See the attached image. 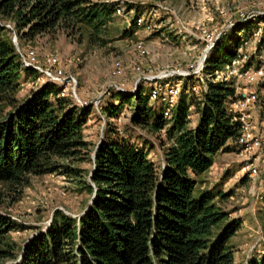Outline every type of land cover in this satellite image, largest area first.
<instances>
[{"label":"trees","instance_id":"trees-1","mask_svg":"<svg viewBox=\"0 0 264 264\" xmlns=\"http://www.w3.org/2000/svg\"><path fill=\"white\" fill-rule=\"evenodd\" d=\"M114 13L108 3L92 0H0V15L17 16L23 38L84 25L93 29V40L105 32ZM255 20L264 22V15L239 25L208 52L202 70L208 79L201 96L178 99L171 118H165L161 104H151V88L144 86L134 92L117 91L103 106L111 117L132 106L130 123L164 130L159 168L144 145L122 138L116 127L108 128L94 144L85 140L89 108L74 107L72 99L59 96L62 88L55 82L44 83L19 101L15 94L21 75L35 71L23 67L9 33L0 26V102L10 107L0 110V186L22 189L30 175L60 166L78 176L79 168L59 161H91L95 150L90 183L84 182L88 202L93 193L95 197L79 219L56 211L47 231L31 237L17 254L5 238L20 225L0 214V260H14L21 253L15 264H233L228 243L239 223L225 222L226 213L215 205V196L224 197L223 192L195 195L194 189L196 177L210 168L217 153L243 150L237 142L243 125L230 107L237 99L235 87L216 74L238 60L237 50L256 31ZM262 47L264 29L258 54ZM192 107L198 113L195 126L190 125ZM247 264H264V254Z\"/></svg>","mask_w":264,"mask_h":264},{"label":"rangeland","instance_id":"rangeland-1","mask_svg":"<svg viewBox=\"0 0 264 264\" xmlns=\"http://www.w3.org/2000/svg\"><path fill=\"white\" fill-rule=\"evenodd\" d=\"M92 1L108 3L115 9L105 32L93 40V29L84 25L23 38L17 30V16L0 15V26L9 33L23 67L35 71L21 75L15 97L22 101L44 83L55 82L62 88L59 96L72 99L74 107L89 108L91 113L83 125L85 140L94 144L108 128L116 127L122 138L144 145L159 168L163 164L164 130L154 132L130 123L132 106L124 107L117 117L108 116L103 106L117 91L134 92L144 86L151 88V104L156 108L161 104L164 115L170 109V117L165 118H171L178 99L201 96L208 79L202 72L208 52L239 25L264 15V0ZM254 22L256 31L237 50L238 60L216 74L235 87L237 99L230 107L243 125L237 140L243 150L217 153L210 168L196 177L194 189L195 195L197 191L223 192L224 197L215 196V205L226 213L225 222L239 223L228 243L233 249V264H247L264 254V165L260 166L264 163V89H260L264 84V47L259 54L256 51L264 22ZM208 35L211 40L206 45ZM245 68L253 71L245 73ZM49 74L54 75L50 78ZM186 77L194 79V84L183 80ZM9 109L7 102H0L3 113ZM196 117L192 107L190 120ZM92 156L91 161H59L60 165L79 168L78 176L64 172L60 166L43 175H30L29 184L22 189L0 186V214L20 225L6 234L5 242L13 252L18 254L31 237L45 233L56 211L75 219L85 212L89 198L85 185L90 183ZM20 256L0 260V264H15Z\"/></svg>","mask_w":264,"mask_h":264},{"label":"built area","instance_id":"built-area-1","mask_svg":"<svg viewBox=\"0 0 264 264\" xmlns=\"http://www.w3.org/2000/svg\"><path fill=\"white\" fill-rule=\"evenodd\" d=\"M204 42H206V44H207V43H208V40H206V41H204ZM192 70H195V69H192ZM251 71H253V70H252V69L245 68V73H249V72H251ZM56 74H59V73L57 72ZM49 75H50V78H51V75H54V74H49ZM168 76L173 77L171 73H168ZM222 77H223V75L221 76V79H222ZM146 80H147V79H146ZM263 81H264V80H263ZM260 137H262V136H260ZM259 154H262V153H259ZM259 154H257V156H258ZM263 165H264V163H261L260 166H263ZM255 168H257V167H255Z\"/></svg>","mask_w":264,"mask_h":264},{"label":"bare ground","instance_id":"bare-ground-1","mask_svg":"<svg viewBox=\"0 0 264 264\" xmlns=\"http://www.w3.org/2000/svg\"><path fill=\"white\" fill-rule=\"evenodd\" d=\"M139 21H141V20H139ZM206 40H211V35H208V37H207V39ZM207 45V44H206ZM202 66V65H201ZM196 68V67H195ZM248 69H251V68H248ZM253 70V69H252ZM252 72V71H251ZM187 73V72H186ZM250 73V72H249ZM183 74V73H182ZM222 76V75H221ZM222 80H223V77H222ZM264 80V79H263ZM62 95L64 94V93H61ZM170 109H167L166 111H165V116L166 117H170V111H169ZM260 165H261V163H260Z\"/></svg>","mask_w":264,"mask_h":264},{"label":"water","instance_id":"water-1","mask_svg":"<svg viewBox=\"0 0 264 264\" xmlns=\"http://www.w3.org/2000/svg\"><path fill=\"white\" fill-rule=\"evenodd\" d=\"M100 139H101V138H100ZM100 139H99V140H100ZM94 153H95V150H94V152H93L92 161L94 160ZM94 166H95V165H94ZM94 166H93V169H94ZM93 169H92V172H91V173H93ZM91 173H90L89 175H91ZM94 197H95V194L93 193V196H92V198L89 200L88 205L86 206L85 210L91 205V202L93 201ZM85 210H84V211H85Z\"/></svg>","mask_w":264,"mask_h":264},{"label":"crops","instance_id":"crops-1","mask_svg":"<svg viewBox=\"0 0 264 264\" xmlns=\"http://www.w3.org/2000/svg\"><path fill=\"white\" fill-rule=\"evenodd\" d=\"M196 115H197V117L195 118V119H192V121H191V126L193 125V126H195L196 124V121H197V119H198V113H196Z\"/></svg>","mask_w":264,"mask_h":264}]
</instances>
